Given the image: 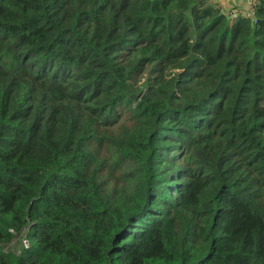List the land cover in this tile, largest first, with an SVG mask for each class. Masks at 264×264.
<instances>
[{
    "label": "trees",
    "instance_id": "16d2710c",
    "mask_svg": "<svg viewBox=\"0 0 264 264\" xmlns=\"http://www.w3.org/2000/svg\"><path fill=\"white\" fill-rule=\"evenodd\" d=\"M253 10L0 0V264H264Z\"/></svg>",
    "mask_w": 264,
    "mask_h": 264
},
{
    "label": "crops",
    "instance_id": "0c3cea01",
    "mask_svg": "<svg viewBox=\"0 0 264 264\" xmlns=\"http://www.w3.org/2000/svg\"><path fill=\"white\" fill-rule=\"evenodd\" d=\"M249 0H212L222 6L223 11L227 13L229 8H234L237 12H243L250 7Z\"/></svg>",
    "mask_w": 264,
    "mask_h": 264
},
{
    "label": "built area",
    "instance_id": "2783aa9c",
    "mask_svg": "<svg viewBox=\"0 0 264 264\" xmlns=\"http://www.w3.org/2000/svg\"><path fill=\"white\" fill-rule=\"evenodd\" d=\"M250 4V7L248 9H246L245 11L241 12L244 16H247L249 18H251V20H255V16H254V10L253 7L256 4L257 0H249L248 1ZM227 13L231 16V17H236L238 15V12L234 9V8H229V10L227 11ZM24 242V243H23ZM22 243L24 245L27 244L26 240H22Z\"/></svg>",
    "mask_w": 264,
    "mask_h": 264
},
{
    "label": "rangeland",
    "instance_id": "374dc122",
    "mask_svg": "<svg viewBox=\"0 0 264 264\" xmlns=\"http://www.w3.org/2000/svg\"><path fill=\"white\" fill-rule=\"evenodd\" d=\"M24 243V242H23ZM20 244V238L15 239L13 241V243L10 245V248H12L13 250H17Z\"/></svg>",
    "mask_w": 264,
    "mask_h": 264
}]
</instances>
